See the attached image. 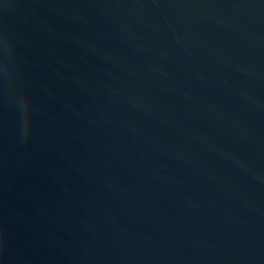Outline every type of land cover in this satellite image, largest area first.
I'll return each instance as SVG.
<instances>
[{
    "label": "water",
    "instance_id": "95a60500",
    "mask_svg": "<svg viewBox=\"0 0 264 264\" xmlns=\"http://www.w3.org/2000/svg\"><path fill=\"white\" fill-rule=\"evenodd\" d=\"M0 264H264V0H0Z\"/></svg>",
    "mask_w": 264,
    "mask_h": 264
}]
</instances>
